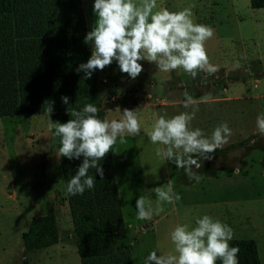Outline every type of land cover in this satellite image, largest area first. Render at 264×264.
Wrapping results in <instances>:
<instances>
[{
  "label": "rangeland",
  "instance_id": "1",
  "mask_svg": "<svg viewBox=\"0 0 264 264\" xmlns=\"http://www.w3.org/2000/svg\"><path fill=\"white\" fill-rule=\"evenodd\" d=\"M93 5L94 0H80L85 35L97 19ZM157 5L170 11L191 7L194 22L214 30L205 47L210 63L219 71L211 75L201 71L193 78L183 69L164 73L154 63L140 61L143 71L132 79L113 61L93 72L101 92L103 119L118 120L128 108L137 110L141 123L139 136L126 134L123 144L118 137L110 151L118 205L109 209L107 205L100 213L110 215L130 239L132 264H144L151 251L160 255L173 250L170 232L177 224L194 227L198 212L191 204L197 199L208 206L209 216L233 229L234 238H252L260 264H264V136L256 128V117L264 112V8H250L248 0H157ZM24 21L20 25L14 17H0V94L17 101L23 95V90L17 89L20 65L30 58L32 39L44 45L61 31L55 23L44 22L40 32H34L29 26L32 19ZM87 45L91 52V44ZM185 92L193 98L204 95L202 98L211 99L198 103L191 127L210 136L216 126L227 123L232 132L227 143L211 154L213 159L202 160V167L193 170L208 167L214 174L217 168H224L231 173L237 167L238 173L211 178L204 190L199 185L190 188L183 169L156 156L155 149L164 146L152 144L146 136L159 116L191 111L173 103L185 99ZM50 119L53 121L47 111L0 115V264L17 262L23 254L21 233L33 217L45 214L50 207L58 241L28 253L30 264H81L72 237L62 161L56 156L48 128ZM221 150L227 152L221 154ZM168 181L181 200L175 205L165 203L164 211L153 215L157 233L140 235L148 220L137 218L136 199L144 196L155 207L152 189L166 187Z\"/></svg>",
  "mask_w": 264,
  "mask_h": 264
},
{
  "label": "clouds",
  "instance_id": "2",
  "mask_svg": "<svg viewBox=\"0 0 264 264\" xmlns=\"http://www.w3.org/2000/svg\"><path fill=\"white\" fill-rule=\"evenodd\" d=\"M93 11L97 19L84 37V42L92 46L91 55L76 69L83 71L86 78L113 61L132 79L143 71L140 61L154 63L158 71L164 73L183 69L193 78L201 71L210 75L219 71L210 63L205 47L214 30L194 22L191 7L170 11L166 7L158 8L157 0H94ZM184 97L183 107L191 111L167 118L166 114L159 116L146 136L152 144L164 146L155 149L157 157L172 161L176 168L184 170L190 181L199 183L201 176L193 169L199 170L202 160L213 159L211 154L227 143L232 132L227 123L216 126L210 136L200 128H192L191 122L199 111L198 101L188 92ZM61 101L67 105L69 98L62 96ZM47 104L50 116L54 102ZM98 111L89 103L82 110L72 109L73 118L67 122L49 120V130H54L53 135L59 137L56 156L69 160L83 157L67 183V194L82 195L86 189L94 188L95 178L88 174L89 170L96 169L103 179L104 170L98 162L113 150L117 138L123 144L126 134L139 136L141 133L136 109L124 108L118 120L100 119ZM256 128L264 136V112L256 117ZM152 191L156 196L155 207L144 196L135 201L139 220H151L154 214L164 211L165 203L175 205L181 200L171 181L166 187L157 186ZM233 238L234 231L229 225L205 214L196 218L194 227L177 224L170 232L173 250L160 255L151 251L144 258V264H217V261L239 264V247L230 244Z\"/></svg>",
  "mask_w": 264,
  "mask_h": 264
},
{
  "label": "trees",
  "instance_id": "3",
  "mask_svg": "<svg viewBox=\"0 0 264 264\" xmlns=\"http://www.w3.org/2000/svg\"><path fill=\"white\" fill-rule=\"evenodd\" d=\"M248 1L250 8H264V0ZM0 17H14L20 25L25 24L24 20L32 19L29 26L34 32H40L38 29L44 22L51 26L55 23L57 29L61 30L56 39L50 40V37L44 45L32 39L30 58L20 65L21 79L17 89L23 90V95L17 101L10 100L12 98L8 94H0V115H14L20 111L43 112L47 109V102H54L51 113L53 121L64 123L73 118L70 116L72 109L79 111L91 103L99 110L98 118L103 119V112L99 109L101 92L98 81L93 73L91 78H86L83 71H76L91 55L84 42L86 35L80 0H0ZM62 96L69 98L67 105L62 103ZM51 132L58 151L59 137L53 135L54 130ZM226 152L221 150L219 153ZM60 159L66 189L83 157ZM98 163L104 170V178H100L96 169L89 170L88 174L95 178L91 194L87 189L82 195L66 193L76 252L81 264H132L130 239L121 226L111 221L110 215L100 213L107 205L108 209L118 205L110 152ZM57 241L54 211L50 207L45 214L33 217L27 229L21 233L23 254L16 264H30L28 253ZM230 244L239 247V264H260L257 246L252 238H233Z\"/></svg>",
  "mask_w": 264,
  "mask_h": 264
},
{
  "label": "crops",
  "instance_id": "4",
  "mask_svg": "<svg viewBox=\"0 0 264 264\" xmlns=\"http://www.w3.org/2000/svg\"><path fill=\"white\" fill-rule=\"evenodd\" d=\"M202 97H204V95L203 96H197V97H194V99L195 100H197L198 101V103L199 102H201V101H210L211 99H209V98H202ZM183 100L184 99H180V100H175V101H173V103H176V104H180V105H183ZM193 128V127H192ZM209 168L207 167L205 170H206V172H205V170H201L200 172H197V174H199L200 176H201V180H200V182L199 183H197V182H195L194 180H192V181H190L191 182V184L192 185H190V188L191 187H193V186H195V185H199V186H201V190H204L205 189V184L207 183V181H209L211 178H217V177H220V176H222V175H224V176H231L232 174H236V173H238V168L237 167H235L234 169H235V171L233 172H231V173H229V171L227 170L226 171V169H224V168H217V171L214 173V174H212L211 173V171H210V169L208 170ZM221 169H223L222 171H220ZM233 169V170H234ZM229 173V174H228ZM191 206H192V208L194 209L193 211H196V212H198L197 213V215L195 216V217H198L201 213L203 214V215H205V214H207V215H210L211 214V211H210V209L208 208V206L207 205H205V204H202V201H198L197 199H193V201H192V204H191ZM200 206H204V208L203 209H200L199 207ZM156 220L157 219H154V220H148L143 226H142V231H141V233H140V235L142 234V235H144V234H146V233H148V232H150V233H157V229H156V224H157V222H156ZM192 225L193 226H195V220L193 221V223H192ZM16 264V263H15Z\"/></svg>",
  "mask_w": 264,
  "mask_h": 264
},
{
  "label": "water",
  "instance_id": "5",
  "mask_svg": "<svg viewBox=\"0 0 264 264\" xmlns=\"http://www.w3.org/2000/svg\"><path fill=\"white\" fill-rule=\"evenodd\" d=\"M262 74L264 75V71L262 72Z\"/></svg>",
  "mask_w": 264,
  "mask_h": 264
}]
</instances>
